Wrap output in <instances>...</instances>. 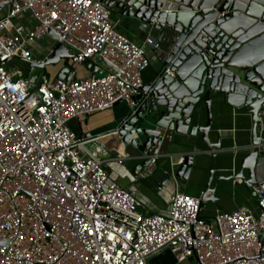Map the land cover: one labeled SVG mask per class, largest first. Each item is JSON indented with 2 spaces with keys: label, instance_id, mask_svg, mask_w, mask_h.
Here are the masks:
<instances>
[{
  "label": "built area",
  "instance_id": "2783aa9c",
  "mask_svg": "<svg viewBox=\"0 0 264 264\" xmlns=\"http://www.w3.org/2000/svg\"><path fill=\"white\" fill-rule=\"evenodd\" d=\"M0 6V264H149L164 247L179 262L264 264L262 178L251 185L257 211L242 206L206 218L200 196L179 187L166 207L143 210L131 185L135 176L128 186L109 168L124 157L70 125L120 99L134 108L149 49L159 51L163 41L170 48L173 35L158 40L149 23L138 41L119 29L121 21L102 0H0ZM27 11L33 26L20 21ZM50 30L53 44L63 40L72 54L71 75L44 74L32 89L34 78L9 62H44L53 44L42 53L31 46ZM87 61L100 71L78 75ZM159 156L153 152L151 163Z\"/></svg>",
  "mask_w": 264,
  "mask_h": 264
},
{
  "label": "water",
  "instance_id": "95a60500",
  "mask_svg": "<svg viewBox=\"0 0 264 264\" xmlns=\"http://www.w3.org/2000/svg\"><path fill=\"white\" fill-rule=\"evenodd\" d=\"M102 1L119 9L122 15L153 24L159 31L158 40L173 35L160 71L135 95V107H129L118 124L104 134H115L119 141L132 147L137 152L135 157H141L139 168L151 163L150 155L163 132L171 137L174 133L186 137L189 152L182 161L171 165L163 181L165 185L172 177L190 176L194 167L192 151L200 133L204 146L211 152L210 171H213L222 136L219 134L215 141L210 138L211 102L214 96H219L234 107H245L252 121L250 149L241 157L236 171L221 178H241L247 186L256 184L259 178L264 181L260 170L264 144L259 129L263 116L260 112L264 111V0ZM50 35L56 38L52 30ZM71 55L63 40L55 41L52 53L44 62L27 61L25 78L37 66L62 59L63 67L57 77H70ZM85 65L92 72L99 70L93 61ZM201 101L206 104L207 118L204 124H197L196 107ZM78 135L84 137L89 133L79 131ZM210 184L211 175L200 189L201 210L208 201L216 199V185Z\"/></svg>",
  "mask_w": 264,
  "mask_h": 264
},
{
  "label": "crops",
  "instance_id": "0c3cea01",
  "mask_svg": "<svg viewBox=\"0 0 264 264\" xmlns=\"http://www.w3.org/2000/svg\"><path fill=\"white\" fill-rule=\"evenodd\" d=\"M112 16L115 20L121 21L118 24L120 30L125 31L138 41L143 40L150 31L151 25L149 23L136 17L122 15L117 8H112ZM20 21L27 26L35 24L34 17L28 11L21 15ZM47 48V46H36L34 50L36 53H42ZM168 49V45L164 41L159 51L154 52L149 49L151 64L143 71L144 83L155 77L157 72L153 66L158 62L162 64ZM85 63L78 66V75L92 73V69L86 67ZM22 65L26 72L28 63L23 61ZM62 67L63 63L49 71L50 78L57 77ZM128 110L129 105L122 101L115 103L111 108L76 117L70 120V125L77 133L79 131L92 135L103 133L101 136L98 135L93 143L103 144L112 156L118 154L124 157L122 163L116 161L109 165V168L114 174L120 175L119 181L121 183L128 186L131 183L130 176H135L136 179L132 181L131 185L137 188L139 197L143 198L144 204L141 209L157 210L166 207L167 198L176 187L189 194L199 196L200 189L206 185L207 179L211 175L210 185H216V199L208 201L202 209L204 217H212L217 210L232 211L242 206L257 211L256 199L252 194L251 186H247L241 178H221L233 174L241 157L250 149L252 121L250 113L245 107H234L226 103L221 97L214 96L211 102L212 129L210 138L215 141L219 134L222 136L220 139L221 148L214 161V170L210 171L213 165L211 152L204 146L199 133L195 142L197 146L194 147L195 152L193 153L194 167L190 176L188 178L172 177L167 180L165 185L163 181L168 177L167 173L172 165L171 160H179L182 155L189 152L190 147L187 144V138L177 133L171 137L170 134L165 133V135L163 132L155 150L160 155L157 161L150 163L147 167L139 168L137 165L141 157H135L137 152L133 151L132 147L129 148L128 145L126 146L125 143L119 141L115 134H104L109 129L114 128ZM206 118V104L201 101L196 107V123L204 124ZM259 129L261 141L264 144V111L262 126ZM169 155H173V159H170ZM260 170L264 173V152L260 159ZM245 173L247 174L246 171ZM149 264H196V258L189 257L179 262L173 250L170 247H164L149 257Z\"/></svg>",
  "mask_w": 264,
  "mask_h": 264
},
{
  "label": "rangeland",
  "instance_id": "374dc122",
  "mask_svg": "<svg viewBox=\"0 0 264 264\" xmlns=\"http://www.w3.org/2000/svg\"><path fill=\"white\" fill-rule=\"evenodd\" d=\"M53 41H54L53 37H51V36L46 37V38L42 39L41 42L39 41L38 43H36L35 47L34 46H31V47H34V48H36V46H39V47H41V46L46 47L47 46V47H49L53 44ZM23 61L24 60H22V59H16V60L10 61L9 66L23 68L24 67L22 65ZM63 61L64 60L62 59L58 63H48L45 66H37L35 68L34 72L31 73V78H34V81H35V82H33V86H31V88L33 89L35 87V85L38 83L42 74H45L47 77H50L51 75H50L49 71L57 68L59 65H61L63 63ZM162 64H163V62H162ZM162 64L160 62H158L157 64H155L153 66L156 72L160 71ZM153 116H154V114L151 115V117H153ZM88 145L91 146V143H89Z\"/></svg>",
  "mask_w": 264,
  "mask_h": 264
}]
</instances>
